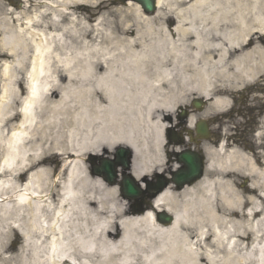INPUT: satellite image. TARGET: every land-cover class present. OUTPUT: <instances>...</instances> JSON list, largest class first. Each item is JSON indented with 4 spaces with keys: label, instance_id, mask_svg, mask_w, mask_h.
I'll return each instance as SVG.
<instances>
[{
    "label": "bare ground",
    "instance_id": "obj_1",
    "mask_svg": "<svg viewBox=\"0 0 264 264\" xmlns=\"http://www.w3.org/2000/svg\"><path fill=\"white\" fill-rule=\"evenodd\" d=\"M119 1L0 0V264H264V118L142 213L86 161L127 146L139 182L166 172L170 114L198 96L224 117L264 78V0Z\"/></svg>",
    "mask_w": 264,
    "mask_h": 264
},
{
    "label": "water",
    "instance_id": "obj_2",
    "mask_svg": "<svg viewBox=\"0 0 264 264\" xmlns=\"http://www.w3.org/2000/svg\"><path fill=\"white\" fill-rule=\"evenodd\" d=\"M140 3L147 13H152L156 10V0H135ZM194 106L197 109L202 108V100L195 99ZM183 116H186L185 112ZM197 135L201 138L209 139L211 134L209 126L205 120L196 123ZM177 161L181 165L178 170L172 173L171 179L163 178L158 174L159 180L156 185H151L147 182L148 187L153 189L151 198H156L170 183H174L178 189L184 188L186 185H192L204 176V168L206 165V156L194 150H186L178 152ZM133 159V150L129 147L121 146L116 153V159H105L102 161L100 167L93 170L94 175H99L104 178L110 185L117 184L118 167L124 168L121 191L124 197L128 200H138L144 195L145 190L140 187L135 177L129 173ZM157 218L163 223H170L173 221V215L161 211L157 213Z\"/></svg>",
    "mask_w": 264,
    "mask_h": 264
},
{
    "label": "flooded vegetation",
    "instance_id": "obj_3",
    "mask_svg": "<svg viewBox=\"0 0 264 264\" xmlns=\"http://www.w3.org/2000/svg\"><path fill=\"white\" fill-rule=\"evenodd\" d=\"M262 88L259 89V92H263V100L253 99V101L256 102L253 103L251 102V98L246 95L244 96V100L248 101L249 107H245L244 105L242 108H239L236 111L240 116H244L245 119L244 123L239 125V127L235 126V129H238L239 131L237 135L232 137V140L235 139L237 143L248 148L255 146L258 129L262 126L260 123L262 119L259 117L260 115L264 117V91ZM250 96H252V93ZM188 110L191 112L194 111L193 108H189ZM235 110L236 109H234L233 112ZM188 120L189 115L184 118H180L179 116L170 117V122L173 125V129L167 132V153L169 155V162L171 164L169 170L171 173H173V166L176 165L177 162V156L175 154L176 151L193 148L198 152H201L203 148V142L201 138L198 137L196 133L191 131ZM181 143H183V145L179 147L178 144ZM149 194L150 192L146 193V195ZM131 206L135 207V204L133 203ZM141 206L143 208H147L149 207V204L145 202Z\"/></svg>",
    "mask_w": 264,
    "mask_h": 264
},
{
    "label": "rangeland",
    "instance_id": "obj_4",
    "mask_svg": "<svg viewBox=\"0 0 264 264\" xmlns=\"http://www.w3.org/2000/svg\"><path fill=\"white\" fill-rule=\"evenodd\" d=\"M2 1H5V2L12 1V2H14L13 4H19V0H2ZM129 3H130V0H120L119 1V4L120 5H123V6L128 5ZM148 15H150V14H148ZM260 83H264V78L258 80L257 82H255L252 85H248L246 87V89L243 90L244 95L245 96L246 95L247 96H250L251 93L254 90L256 91V90L260 89L259 88ZM235 92L238 93V91H235ZM257 92L258 91H256L255 93H252V96H250L251 102H253V103H256L255 101H253L255 95H257V98L259 100H263L261 94H258ZM235 98H236V100H239L240 103L237 102V101L234 102ZM210 103H211V100L209 99V100H207L206 103H204V105H203V107H202L201 110L196 109V111H195L196 114L199 116V119L210 120V122H211V127H212V130L211 131H212V133L214 135L215 141H211L210 140V141H208V143L214 149H217V145L219 144L218 142H221L222 140H226V143L231 142V141L235 143L236 141H235V139L232 140V137H234V135H237L238 134V131H239L238 129H235V126L239 127V125H241V124L244 123V119H245L244 116H242V115L240 116L239 113H237L236 111H237V109L242 108L244 105H245V107H249L248 101H245L244 99L242 100L241 99V94H238L236 97L232 98V100H231V108H230L231 111L228 110V112H225L226 115H229L232 112V115L227 116V117H225V116L224 117H221L220 112L217 111V110H216V112H210V110H209ZM192 105H193V97L188 102L187 105H184V107L185 106L192 107ZM188 107H186V108H188ZM234 108L236 110L233 112L232 109H234ZM174 114H172V115H174ZM259 117L261 119H263L262 118L263 117L262 115H260ZM262 124H263V122H262ZM221 127H222V129H221ZM230 137H231V139H230ZM216 138L218 140H216ZM259 150H260V152L262 154L264 153V148L261 147ZM115 152H116V150L112 154H114ZM104 157L107 158V157H110V156L88 155L86 157V161L88 162V164H90L89 163L90 161H93V162L95 161L97 164H100L101 163V160ZM166 172H169V169ZM150 178H152L153 180H155V175H151ZM246 179L247 178L244 177V178H242L240 180V184H239L240 187L245 186V184H246V181L245 180ZM23 242H24V237H23V235L21 233H18V235L11 234L10 237H9V240H8V245H9V247H11L10 248V251H9V254H12L13 252H17L18 250H20L21 246L23 245Z\"/></svg>",
    "mask_w": 264,
    "mask_h": 264
}]
</instances>
